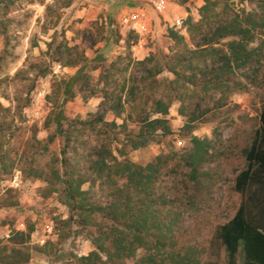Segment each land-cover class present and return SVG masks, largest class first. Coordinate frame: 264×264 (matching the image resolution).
I'll return each instance as SVG.
<instances>
[{
    "label": "trees",
    "instance_id": "obj_1",
    "mask_svg": "<svg viewBox=\"0 0 264 264\" xmlns=\"http://www.w3.org/2000/svg\"><path fill=\"white\" fill-rule=\"evenodd\" d=\"M73 1L54 0L45 13L51 16L54 8H68ZM234 1L254 4L255 10L237 14L230 7ZM198 16L196 22H184L188 40L179 30L168 29L173 44L170 55L157 53L135 61L129 56L118 57L95 81L85 71V48L68 46L54 32L47 44L49 59L77 69L52 85L46 96L52 107L44 123L46 129H52L44 139L32 136L30 158L23 152L17 166L24 178L45 184L42 196L54 195L68 218L56 219V240L42 246L30 244L32 224H26L24 231L12 230L6 239H0V264H28L34 253L61 264H200L196 249L175 251L171 235L180 216L172 210L166 212L170 202L155 192L165 160L158 156L140 166L127 158L128 152L171 133L165 117L173 102H179L177 114L189 133L210 112L212 115L224 108L230 96L255 83L264 59V0H206ZM257 40L259 43L252 46ZM93 60L99 63L102 58L96 55ZM163 71L173 79L159 81ZM46 75V68L37 74ZM76 95L84 101L99 99L97 111L84 119L67 118L63 106ZM207 100L210 106L203 104ZM7 113L0 103L3 176L11 174L15 164L3 145L8 128L2 120ZM107 115L112 116L111 121L106 120ZM258 119L259 127L243 150L245 168L234 178L233 190L242 200L233 217L216 233L227 264H237L239 256L241 264H264V102ZM128 121L135 123L137 130H130ZM56 140L61 143L59 153L50 154ZM190 144L181 162L188 170V180L196 183L201 168L211 161L213 141L193 136ZM42 156L48 160L37 166ZM11 193L0 198V210L19 207ZM73 228L86 230L91 240L93 250L86 256L55 249L72 235ZM138 249L146 252L136 261Z\"/></svg>",
    "mask_w": 264,
    "mask_h": 264
},
{
    "label": "rangeland",
    "instance_id": "obj_2",
    "mask_svg": "<svg viewBox=\"0 0 264 264\" xmlns=\"http://www.w3.org/2000/svg\"><path fill=\"white\" fill-rule=\"evenodd\" d=\"M205 1L167 0L165 12L159 15L150 8L148 0H74L68 8H54L50 16L46 15L45 7L52 5L54 0H0V103L9 110L7 118L2 120L8 128L3 145L10 159H15L11 174L0 175V198L11 191L19 202L16 209L0 210V239H6L12 230L24 231L29 223L34 228L30 244L42 246L56 240L55 230L48 238L44 225L52 223L54 228L56 219L68 218L67 210L54 195L42 196L45 184L24 178L17 166L23 152L27 159L30 158L32 136L44 139L52 129L44 126L52 107L46 101L52 85L73 75L77 69L63 67L49 59L47 44L54 32H57V39L64 38L68 46L85 48L84 54L88 59L85 71L95 81L100 71L118 57L129 56L135 61L157 53L170 55L173 44L167 36L168 29H175L173 23L178 19L196 22ZM230 7L237 14L255 10L254 4L238 1ZM139 10L145 13L146 23L145 31L137 34L124 28L122 21ZM180 33L188 40L185 27ZM258 43L259 40L252 46ZM96 55L102 58L101 62H94ZM32 67L35 69L31 70ZM44 68L47 75L37 76ZM15 74L18 75L14 77ZM157 79L172 80L173 76L163 71ZM238 79L247 83L243 78ZM247 87L245 92L230 96L224 108L213 111L212 115L210 112L189 133L183 129L184 119L177 114L179 102H173L165 117L171 133L127 154L131 162L140 166L158 156L165 160L155 183V192L170 202L166 212L172 210L180 216L171 235L176 243L175 251L183 253L190 247L196 249L200 264H227L226 252L216 233L233 217L242 200V196L233 190L234 178L245 168L243 150L249 146L254 131L259 127L258 115L264 102V59L255 83ZM27 101V106L23 107ZM99 101L97 98L84 101L76 95L64 104V115L69 119H84L87 114L97 111ZM203 104L210 106L211 101ZM106 120L111 121L112 116L107 115ZM116 122L121 123V120ZM128 127L130 130L138 128L129 121ZM193 136L213 141L211 161L201 168L196 183L188 180V170L181 162ZM60 145L56 140L49 148L50 154H58ZM47 160V156H42L37 166ZM14 178H17V186L11 184ZM97 195L98 192L96 198L99 199ZM41 240H44L43 244H40ZM55 249L61 253L86 256L93 247L86 230L73 228L72 235ZM145 252L138 249L135 260L144 257ZM32 259L35 264H61L38 253H34ZM237 264H241V256Z\"/></svg>",
    "mask_w": 264,
    "mask_h": 264
},
{
    "label": "built area",
    "instance_id": "obj_3",
    "mask_svg": "<svg viewBox=\"0 0 264 264\" xmlns=\"http://www.w3.org/2000/svg\"><path fill=\"white\" fill-rule=\"evenodd\" d=\"M150 8L159 15H163L166 10L167 0H148ZM146 17L145 13L141 10L134 11L124 17L122 25L127 30L133 33H143L145 31ZM175 30L184 31V19H178L174 23ZM17 178L12 180V186H17ZM44 232L47 234V237L50 238L53 236V225L52 223H47L44 225ZM44 240L40 241V244H43Z\"/></svg>",
    "mask_w": 264,
    "mask_h": 264
},
{
    "label": "crops",
    "instance_id": "obj_4",
    "mask_svg": "<svg viewBox=\"0 0 264 264\" xmlns=\"http://www.w3.org/2000/svg\"><path fill=\"white\" fill-rule=\"evenodd\" d=\"M28 264H35V261L33 259H31Z\"/></svg>",
    "mask_w": 264,
    "mask_h": 264
}]
</instances>
